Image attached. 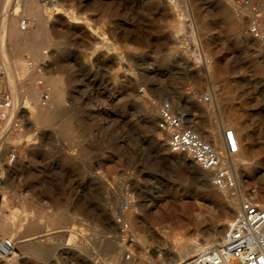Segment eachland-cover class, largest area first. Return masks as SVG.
I'll return each mask as SVG.
<instances>
[{"label":"rangeland","instance_id":"374dc122","mask_svg":"<svg viewBox=\"0 0 264 264\" xmlns=\"http://www.w3.org/2000/svg\"><path fill=\"white\" fill-rule=\"evenodd\" d=\"M16 1L0 0V27L3 16L21 9ZM38 3L51 20L52 41L44 58L19 55L23 68H37L20 76L22 87L47 90L56 77L64 98L54 109L44 101L41 110L23 108L8 129L0 239L16 242L22 258L0 256V264H171L167 250L209 237L233 197L264 202V41L247 32L253 15L264 17V0ZM34 19L21 15L28 30L37 29ZM7 54L16 58L13 49ZM204 59L212 63L210 77ZM3 64L0 54V102L12 96ZM164 104L193 116L206 138L214 123L223 125L222 139L225 128L246 127L240 159L231 158L237 190L217 188L169 150L157 126ZM152 111L154 122L145 118ZM6 121L4 115L0 134ZM198 210L208 213L205 224ZM106 241L119 242L117 262Z\"/></svg>","mask_w":264,"mask_h":264},{"label":"bare ground","instance_id":"6f19581e","mask_svg":"<svg viewBox=\"0 0 264 264\" xmlns=\"http://www.w3.org/2000/svg\"><path fill=\"white\" fill-rule=\"evenodd\" d=\"M16 5H21V9L18 10L16 8L9 15H6L5 17L3 16V19L1 22V27H0V51H1L0 54H2V58L4 60L3 67L5 66V74L3 76V80L7 81L8 83L10 82L9 83L10 85L8 84V86L11 89L10 91L12 92V98H13V104L11 107L6 108V109L3 107H0V116L3 115L1 113V110L5 111L4 115L7 116L5 130L0 134L1 135V137H0V151L3 148L7 139L9 138L8 137V129L10 128V126H13L12 124H16V121H17L16 118L20 114V111L22 112L23 108H27L28 106L33 105L32 108L41 110L44 107V104H43V101H44V102H46L48 108L54 109V105L53 106H50V105L53 103H56L57 99H60V98L63 99L64 98L63 85H62L61 81L56 77H50L47 80L48 81V84H47L48 89L47 90L45 88L39 89V87H37L36 85H31V87L23 89L22 84L24 81H22V78L20 76L26 75V77L27 76L29 77L31 72L36 68V65L32 67L31 71L23 68L21 61L19 59V55L22 54L23 51L33 52L34 55L36 56V58H41V57H43V55H45V50L47 48H49V46L51 45V41H52V37H51L50 32H49V21H51V20H49L50 18L44 17L46 15L45 9L43 11V7L41 5H39L38 0H19L18 2L16 1ZM55 12L59 13V11H55ZM22 14L27 16L28 18L37 19V21H38L37 22L38 23L37 29H35V30L29 29L28 30L27 29L28 26L26 25V20H25V22H23L25 24H23L21 21V15ZM72 19H74V18H71L70 20L72 21ZM247 32H248V29H247ZM39 36H43V42L35 44V40L37 38H39ZM250 37L253 38L251 35H250ZM253 39H255V38H253ZM255 40L264 41V39H255ZM258 45H259V48H262V46L264 47V44L261 45L260 43H258ZM11 49L15 50V52H16V58L15 59H10V57L7 54V51L11 50ZM200 56H201V54H200ZM200 56H199V59H201ZM204 67L207 69L206 72H208V76L210 77V75H211L210 73L212 70V63L210 61L208 62L207 60H205ZM47 77L48 76H46L45 78H47ZM33 78H35V77H33ZM33 84H35V83H33ZM46 91L49 94L47 96V99L44 98V93H46ZM23 103H26V105H23ZM170 108L172 109V111H175V109L173 107H170ZM25 114L26 113H24V115ZM156 115H158V111L146 112L145 118L148 119V121L149 120L153 121L155 119ZM28 118L33 123H35L39 119L38 115H34L33 112L32 113L30 112ZM185 120H186V123L189 126H191L201 138H203L205 141L210 143L219 153L226 155V143H225L224 138H223L224 139V141H223L222 135H221L222 130H223L222 124H220V123L212 124L210 126V129L206 130V133H207L206 136L208 137V138H206L205 135L203 134V131L199 130L193 124L195 121L193 116L187 114V115H185ZM226 129H229V128H225L224 131ZM232 129L234 130V132H236L237 137H238L239 151L235 154H232L230 156L229 161L232 162L231 161V158H232L233 162L237 163L238 160L240 159L239 153H240L241 148H242L241 147L242 140H244L245 137L247 136V129L244 126H234V128H232ZM224 131H223V133H224ZM17 137H18L17 135L16 136L13 135L12 139L15 141H21L22 140V139L19 140L20 137H18L19 139ZM221 148H224L225 153L221 152V150H220ZM234 165L236 166L237 164H234ZM232 166H233V163H232ZM200 168L202 170L201 175L204 176L205 178H207L208 182H209V180L211 178V173L202 167H200ZM211 182H212V180H211ZM244 190H247V189L244 188ZM248 195H250V194H248ZM248 195H244V194H241V196L237 195V196L233 197L226 204V211L223 212L224 213V215H222L223 217L221 219H219L218 223L215 224V226L212 228V231H211L212 234L209 235V237L204 238L202 240L197 239V238H190L187 241L180 243L179 245H173L170 251L167 250L166 254H167V258H168L169 262L171 264H176L180 260L185 259L187 257H190L191 255H194V254L200 252L201 250H203L204 248H206L208 246H212L217 241H219V239H220L219 237L225 232L226 226L229 225L232 218L236 217L237 214L239 213L242 199ZM254 197H256V196L254 195ZM257 201H258V199H257ZM261 204L264 205V202H262ZM208 211H210V210H208ZM205 212H203V211L196 212V218L198 220H200V222H202L203 220L204 221L206 220L205 216H204ZM11 219H13V218H11ZM171 219L173 221H175L178 226H179V224H181V223L178 224V222H180L181 220L177 215L171 216ZM16 220H18V219H16ZM216 220H217V218H216ZM194 222H195V220H194ZM205 223H206V221L204 223L202 222V224H205ZM6 240H7V238H1L0 239V256H2L4 258H12L15 261L22 258V256H21L22 252H20L16 242H14L10 239L9 240H10L11 244L13 245V247L11 248L10 252H6L4 250L5 246L3 243L6 242ZM105 247H106L105 252L107 253L110 261L111 262H117L118 252H119V247H120L119 242L115 241V244H114V241H113V242H110V244H108V241H106ZM131 256H132V253H131ZM128 259H130V258H128ZM161 264H165V263H161ZM166 264H169V263L167 262Z\"/></svg>","mask_w":264,"mask_h":264},{"label":"built area","instance_id":"2783aa9c","mask_svg":"<svg viewBox=\"0 0 264 264\" xmlns=\"http://www.w3.org/2000/svg\"><path fill=\"white\" fill-rule=\"evenodd\" d=\"M248 33L255 39H264V17L259 13L252 16ZM48 95L46 91L44 98ZM12 104L13 98L7 93L0 107L6 109ZM1 113L4 115L5 111ZM157 126L167 135V146L172 153L186 155L191 162L208 170L217 188L237 190L235 171L229 159L239 151V141L232 128L223 133L226 143V155H223L186 123L185 114L172 111L169 105L160 107ZM3 244L4 250L10 252L13 247L10 240ZM176 264H264V205L254 195L244 197L239 213L219 241Z\"/></svg>","mask_w":264,"mask_h":264},{"label":"crops","instance_id":"0c3cea01","mask_svg":"<svg viewBox=\"0 0 264 264\" xmlns=\"http://www.w3.org/2000/svg\"><path fill=\"white\" fill-rule=\"evenodd\" d=\"M3 148H4V146H3ZM3 148L0 151V159H2ZM1 204H2V197H1V194H0V210H1Z\"/></svg>","mask_w":264,"mask_h":264}]
</instances>
